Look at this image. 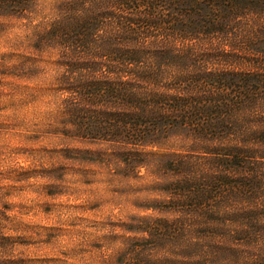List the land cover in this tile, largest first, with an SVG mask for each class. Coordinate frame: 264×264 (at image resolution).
Masks as SVG:
<instances>
[{"label": "trees", "instance_id": "16d2710c", "mask_svg": "<svg viewBox=\"0 0 264 264\" xmlns=\"http://www.w3.org/2000/svg\"><path fill=\"white\" fill-rule=\"evenodd\" d=\"M36 2L0 0V19L29 20ZM10 50L0 110L27 102L6 80L32 74L16 51L55 52L47 135L100 145L87 152L113 176L158 178L157 214L125 222L102 264H264V0H59ZM173 136L180 151L155 150ZM9 190L0 170V264H38Z\"/></svg>", "mask_w": 264, "mask_h": 264}, {"label": "rangeland", "instance_id": "374dc122", "mask_svg": "<svg viewBox=\"0 0 264 264\" xmlns=\"http://www.w3.org/2000/svg\"><path fill=\"white\" fill-rule=\"evenodd\" d=\"M58 1L37 0L29 20L0 19V53L29 43L37 26L53 16ZM16 53L11 63L31 66L32 74L6 78L27 102L0 110V170L4 189H10L4 200L12 206L13 226L32 242L28 252L38 264H102L131 235L125 222L157 214L148 208L161 198L158 178L145 168L139 177L113 176L87 152L100 145L47 135L46 119L56 116V97L50 91L59 70L56 53L33 51L27 59ZM10 102L0 97V105ZM183 145L181 137L173 136L155 150L180 151Z\"/></svg>", "mask_w": 264, "mask_h": 264}]
</instances>
